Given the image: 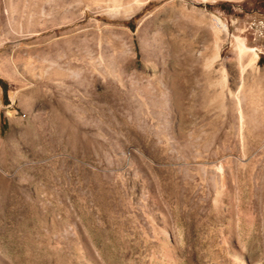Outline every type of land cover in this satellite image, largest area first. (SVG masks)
Here are the masks:
<instances>
[{
    "label": "rangeland",
    "instance_id": "1",
    "mask_svg": "<svg viewBox=\"0 0 264 264\" xmlns=\"http://www.w3.org/2000/svg\"><path fill=\"white\" fill-rule=\"evenodd\" d=\"M118 1L0 0V264H264V0Z\"/></svg>",
    "mask_w": 264,
    "mask_h": 264
},
{
    "label": "bare ground",
    "instance_id": "2",
    "mask_svg": "<svg viewBox=\"0 0 264 264\" xmlns=\"http://www.w3.org/2000/svg\"><path fill=\"white\" fill-rule=\"evenodd\" d=\"M102 1V0H101ZM104 1V0H103ZM106 1V0H105ZM108 1H110V0H108ZM112 1H114V2H117L118 0H112ZM127 1V0H126ZM140 1V0H139ZM119 2V1H118ZM104 3V2H103ZM141 3V2H140ZM140 3H138V4H140ZM106 4V3H105ZM104 4V5H105ZM108 4H110L109 2H108ZM111 4H113V3H111ZM115 4V3H114ZM119 4V3H118ZM116 5V4H115ZM139 6V5H138ZM133 11V10H132ZM212 20H213V27L219 32V31H222V30H225V31H228V26H227V24L220 18V17H218V16H215V15H212ZM218 32H216V34L218 33ZM219 34V33H218ZM33 35V34H32ZM21 36V35H20ZM235 47H236V49H237V51L239 52V55H244L245 53L247 54V53H249V55H250V64H254V62L255 61H257V58H258V54H257V52L255 51V49L254 48H251V47H248L247 45H246V43H245V40L243 39V38H241V37H236V39H235ZM219 47H217V49H218ZM245 54V55H246ZM215 57H219V54H216L215 55ZM243 57V56H242ZM242 57H240V58H242ZM52 67V66H51ZM224 73V72H223ZM54 74H55V76H57V77H55V79L54 80H57V79H59V80H57L56 82H58V83H61L62 82V70H59V69H57V70H55L54 71ZM52 79V78H51ZM50 80V79H49ZM48 80V81H49ZM63 83V82H62ZM171 87V86H170ZM175 90V89H174ZM61 123H62V120H61ZM244 264V263H243Z\"/></svg>",
    "mask_w": 264,
    "mask_h": 264
}]
</instances>
